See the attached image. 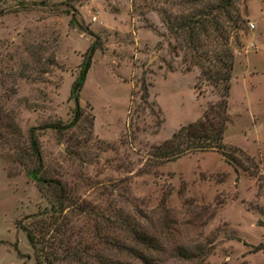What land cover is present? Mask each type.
Segmentation results:
<instances>
[{
    "label": "rangeland",
    "instance_id": "rangeland-1",
    "mask_svg": "<svg viewBox=\"0 0 264 264\" xmlns=\"http://www.w3.org/2000/svg\"><path fill=\"white\" fill-rule=\"evenodd\" d=\"M185 1L0 4V264H39L22 227L91 246L90 237L111 236L114 248L94 241L93 250L131 264L133 250L150 253L153 264H264V0L234 2L242 25L229 41L223 144L235 163L216 151L158 157L220 100L167 31L165 16L192 10ZM93 43L79 123L61 133L44 128L72 120L70 89ZM31 128L44 174L69 199L54 226L18 151ZM128 226L154 238V249L135 243Z\"/></svg>",
    "mask_w": 264,
    "mask_h": 264
},
{
    "label": "trees",
    "instance_id": "trees-1",
    "mask_svg": "<svg viewBox=\"0 0 264 264\" xmlns=\"http://www.w3.org/2000/svg\"><path fill=\"white\" fill-rule=\"evenodd\" d=\"M8 1L10 0H0V4ZM234 2L235 0H186L183 4L191 6L192 10L189 13L164 17L167 31L176 40L179 50L184 53V58H188L191 66L201 70L202 77L220 93V100L204 112L202 119L181 127L170 140L158 148V157L162 160L174 161L189 153L216 151L230 163H235V160L225 151L223 144L224 132L230 121L226 98L230 90L234 60L229 41L231 34H237L242 25L240 16H234V13H237ZM4 11L1 10L0 14ZM96 49V44L93 43L86 50L79 74L71 86L69 99L75 104L72 120L66 125L59 121L48 124L44 128L61 133L79 123L82 117L79 93L85 83ZM191 66H186V71H189ZM143 87L147 95L144 83ZM36 130V128L29 130L24 148L18 151L22 158L30 161V168L27 169L29 180L43 195H47L50 201L51 207L45 214L50 217L52 220L50 223L54 226L58 221L55 215L69 208L67 206L69 199L61 183L47 177L43 172V159ZM237 152L241 151L237 150ZM131 229L130 231H133L134 227ZM22 230L26 233L39 264H131L126 260L111 259L93 250L95 243L99 244L101 241L108 245L107 247L114 248L115 242L111 236H92L90 241L95 243L91 242V246L82 238H78L77 241L73 240V236H53L47 239V236H36L28 227H22ZM132 233L136 234L133 236L135 243L144 246L149 252L154 249L156 243L154 238L137 234L136 228ZM71 243L74 244H72L74 250H70ZM45 244L49 247L46 253L44 252ZM130 257L137 264H153L150 253L147 255L133 250Z\"/></svg>",
    "mask_w": 264,
    "mask_h": 264
},
{
    "label": "built area",
    "instance_id": "built-area-1",
    "mask_svg": "<svg viewBox=\"0 0 264 264\" xmlns=\"http://www.w3.org/2000/svg\"><path fill=\"white\" fill-rule=\"evenodd\" d=\"M250 27L253 28L254 26L251 24Z\"/></svg>",
    "mask_w": 264,
    "mask_h": 264
}]
</instances>
